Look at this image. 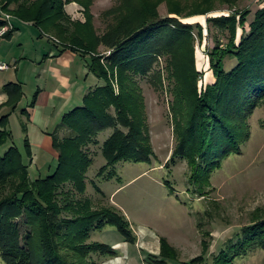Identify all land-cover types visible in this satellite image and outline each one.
Returning <instances> with one entry per match:
<instances>
[{
	"label": "trees",
	"instance_id": "trees-1",
	"mask_svg": "<svg viewBox=\"0 0 264 264\" xmlns=\"http://www.w3.org/2000/svg\"><path fill=\"white\" fill-rule=\"evenodd\" d=\"M240 1L116 0V6L104 14L111 20L106 33L99 36L91 15L93 0H0L5 13L33 23L67 43L72 51L91 54L90 69L104 81L84 97L81 106L63 117L62 127L70 133L62 139L54 138L53 147L59 151L57 167L45 178L31 179V162L25 163L9 130L10 115L1 118L0 254L7 264H99L96 255L117 258L113 246L91 242L92 232L108 226L117 228L126 243H137L138 237L124 215L113 207L95 208L86 198L87 172L93 164L90 147L99 144L101 133L113 130L102 146L107 164L100 170L101 176L120 162L152 160L151 132L136 78L157 72L153 77L163 85V71L156 70L163 58L177 109L172 116L181 140L180 158L209 173L220 166L222 159L241 151L251 137L248 121L264 104V8L251 22L247 10L207 20L209 37L215 42L208 57L216 82L203 88L199 86L202 73L196 66L195 27L181 20L206 16L224 4L234 7ZM70 3L84 6L86 23L71 20L65 10ZM163 4L169 13L166 18L159 12ZM12 5L14 9H10ZM5 24L0 19V26ZM196 27L203 40V27ZM102 45L107 48L104 52L99 51ZM228 59L236 61L229 70ZM115 79L120 86L118 94ZM4 89L8 101L2 107L16 111L24 97L22 87L11 83ZM36 98L37 94L31 106H35ZM26 113V109L22 111ZM25 148L31 161L28 136ZM175 156L176 151L169 162ZM21 218L29 228L25 239ZM160 242V255L150 258L154 264H178V251L165 237ZM229 245L227 251H220L219 258L230 255L232 262L264 249V209L254 212L250 224ZM203 246L202 255L184 264L204 263L209 244L204 241Z\"/></svg>",
	"mask_w": 264,
	"mask_h": 264
},
{
	"label": "rangeland",
	"instance_id": "rangeland-1",
	"mask_svg": "<svg viewBox=\"0 0 264 264\" xmlns=\"http://www.w3.org/2000/svg\"><path fill=\"white\" fill-rule=\"evenodd\" d=\"M75 6V12L67 11V14H70L72 21L86 23L88 14L84 6L78 3ZM115 6L116 0H93L91 15L97 35L103 36L106 33L111 20H107L104 14ZM232 7L224 4L217 6L214 12L206 16L181 19L185 24L195 27L193 30L196 39L195 56L197 69L202 73L199 81L201 88L216 82L208 57L215 42L211 36L209 37L207 20L216 16H228L234 10H247L251 12L249 16V22H251L255 13L264 8V0H242ZM14 8L15 6L12 5L10 9ZM69 10H71L70 7ZM159 12L162 18L169 16L165 4L159 8ZM197 25H201L204 29L203 40L198 37ZM19 28H21V35L15 42L20 70L16 72H18L19 80L24 81L22 89L26 93L19 107L22 109L27 106V103L32 104L37 92V77L33 72L37 66L36 61L42 60L44 54L54 50V47L57 46L61 50L66 49L68 45L36 25L19 24ZM241 35L242 31L239 36ZM219 36L223 44H226V38L221 33ZM105 50L107 48L104 45L99 48V51ZM75 52L80 55L78 60L74 61L75 64L78 62L80 71L79 81H76L72 89L74 93L72 101L81 100L91 88L104 84V81L90 69L91 54H85L81 50ZM104 54L109 56L110 52ZM38 55L42 56L37 58ZM235 63L236 61L228 59L226 69H231ZM158 64L156 70L163 71V85L156 77H153L157 72L147 77L136 78L141 88L138 91L143 96L142 104L151 132L154 151L152 160L139 163L120 162L109 168L104 175H99L100 170L107 164L102 154V146L112 135L113 130L101 133L98 137L99 144L90 147L93 164L87 172L86 198L91 200L95 208H115L128 219L133 230L137 233L144 231V235L148 234L145 240L144 237H140L142 240L140 239L138 248L142 251L141 255L133 244L126 243L129 252L134 256L132 261L129 259L133 264H154L155 262L148 258L147 253L154 254L161 237H165L178 251V264L188 263L202 255L204 241L209 244V251L202 264H264V249L261 248L247 256L238 257L233 262L230 255L225 259L219 258L220 251H227L229 243L232 240L237 241V235L242 228L250 224L254 212L257 209H264V104L248 121L251 137L243 144L241 151L222 159L217 169L209 170V173L202 171L194 166L195 163L191 164L189 160L180 158L181 140L179 134L175 133V122L172 116L173 109H176L174 96L170 90L172 86L165 69V59L160 60ZM16 72H7L3 75L16 74ZM114 87L118 94L120 86L116 79ZM4 88L2 91H5ZM13 114H9L10 117L13 115V120L10 121L12 117H9V123H11L9 129L11 128L14 144L20 148L26 164L29 165L30 159L27 156L24 139L30 136L35 144L39 143L40 150L33 147L38 157L29 167L31 179L47 177L55 171L59 157V151L52 146L54 138L62 139L69 135V129L64 127V131H61L63 120L60 118L52 120L47 130L50 132L49 135L40 133L32 126L30 130L27 126L25 128V123L22 124L24 119L19 110ZM52 126L53 129H51ZM2 150L5 153L7 146ZM174 151L176 156L169 162ZM19 225L25 239L29 228L25 225L23 218L19 219ZM147 239L149 241L152 239L148 247L149 251L143 249L146 247L144 241ZM91 242L113 246L117 242L124 243L125 239L117 228L108 226L92 232ZM120 249L118 253L126 255L122 246ZM94 258L99 264L109 260L100 258L98 255ZM0 264H7L1 254Z\"/></svg>",
	"mask_w": 264,
	"mask_h": 264
},
{
	"label": "crops",
	"instance_id": "crops-1",
	"mask_svg": "<svg viewBox=\"0 0 264 264\" xmlns=\"http://www.w3.org/2000/svg\"><path fill=\"white\" fill-rule=\"evenodd\" d=\"M75 5H76V3L67 5L66 6V8L68 9L67 11H71L69 13H74L75 9H76ZM69 7L71 10H69ZM3 13H5V12L2 9V5H0V19H2V20H4ZM69 16H70V14H69ZM12 23L15 27L14 31H12L10 36H6L2 40H0V60H2L4 63H6L8 65L7 70L0 71L1 72V78H0V120L3 116L13 114L17 110H19L20 115L24 119V120H22L23 121L22 124L24 125V123H25L29 130H30V126H32L36 130H38L40 133H46L49 135L50 132H48L47 130L51 126V123L53 122L52 120H56V119L58 120L60 118H62V120H63V117L66 114H68L74 108L82 105L84 97L94 88H91L90 91H87V93L84 95V97L81 98V100L72 101V99L74 98V93L72 92V89H73L76 81L77 82L79 81L78 78H79V71H80L79 66H77L78 62H77V64H75L74 61H77L78 57L80 55H78V53H76L75 51H72L70 49L68 51L65 48L60 50L56 46V48L54 47V50H51L50 52L44 54L42 60L36 61L37 66H36L35 70H33V72L36 73V77H37V86H36L37 92L35 93V94H37V98H36L35 106H31L30 103H27V106H24V107H22V109H20L19 108L20 104L23 103V101H21L19 103L16 111H13L12 107H8V106L2 107L8 101V95L6 94L5 91H2V89L5 86L13 83V84H18L21 87H24V84H23L24 81L19 80L18 72H16V71L20 70L19 60H18L19 57H18V53L16 51L17 46H16V42H15L16 40L18 41V39L21 35V33H20L21 28H19V24H21V25L30 24V25L35 26L33 23L22 22V21L16 19L15 17H13ZM40 56H42V55H40ZM40 56L38 55L37 58H40ZM13 71H15L16 74L3 75V73H7V72L11 73ZM25 94L26 93L24 92V96H26ZM22 100H24V97ZM25 109L27 110L28 114L27 113L22 114V111ZM11 120H13V117L10 119V121ZM9 125L11 126V123H9ZM53 128L54 127L52 126L51 129H53ZM60 129L62 132L64 131V127H61ZM29 138H30V136H29ZM46 139H47V137H46ZM24 142H25V139H24ZM30 143H31V148L33 150V159L31 161L29 160L31 162L30 163V167H31L33 162H34L33 160H35V158L38 157V153L34 152L33 147H35V149L38 148L36 150H40V149H39V143L35 144L32 141V138H30ZM52 146H53V143H52ZM134 232L136 233V235L138 237V241L134 246L138 249V251L141 255L142 251L139 250L138 243L139 242L141 243L142 238H140V237H144V240H145V236L146 235L148 236V234L146 233V235H144V231L137 233L134 230ZM151 240L149 241V239H147L146 241H144L146 243V247H145L146 249L143 248L144 250L149 251L148 247L152 243ZM158 243L159 244L156 247V251L154 252V254L149 255V253H151V252L147 253L148 258H151L152 256L157 257L160 255L161 242L159 241ZM120 246H122L124 248L123 250L126 251L127 257L124 254L118 253L117 258L109 259V260L105 261L103 264H133L131 261H132L134 256L131 255L128 248L126 247V242H124V243L123 242H117L116 245H113L114 249L117 252L119 250H121ZM129 259H131V261H129Z\"/></svg>",
	"mask_w": 264,
	"mask_h": 264
},
{
	"label": "built area",
	"instance_id": "built-area-1",
	"mask_svg": "<svg viewBox=\"0 0 264 264\" xmlns=\"http://www.w3.org/2000/svg\"><path fill=\"white\" fill-rule=\"evenodd\" d=\"M3 18L6 21V24L4 26H0V40L5 38L10 31H13L15 29L12 23L13 16L11 14L3 13ZM7 69L8 65L0 60V71H4Z\"/></svg>",
	"mask_w": 264,
	"mask_h": 264
}]
</instances>
